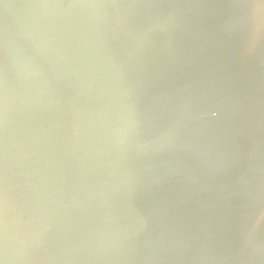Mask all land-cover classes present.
Instances as JSON below:
<instances>
[{
	"label": "water",
	"instance_id": "95a60500",
	"mask_svg": "<svg viewBox=\"0 0 264 264\" xmlns=\"http://www.w3.org/2000/svg\"><path fill=\"white\" fill-rule=\"evenodd\" d=\"M0 196V264H264V0H0Z\"/></svg>",
	"mask_w": 264,
	"mask_h": 264
},
{
	"label": "clouds",
	"instance_id": "9594fccd",
	"mask_svg": "<svg viewBox=\"0 0 264 264\" xmlns=\"http://www.w3.org/2000/svg\"><path fill=\"white\" fill-rule=\"evenodd\" d=\"M4 232H5V238L7 239V231H8V221H7V202L5 200L4 203Z\"/></svg>",
	"mask_w": 264,
	"mask_h": 264
},
{
	"label": "snow or ice",
	"instance_id": "6c2138e0",
	"mask_svg": "<svg viewBox=\"0 0 264 264\" xmlns=\"http://www.w3.org/2000/svg\"><path fill=\"white\" fill-rule=\"evenodd\" d=\"M3 199L2 196H0V208H2Z\"/></svg>",
	"mask_w": 264,
	"mask_h": 264
}]
</instances>
